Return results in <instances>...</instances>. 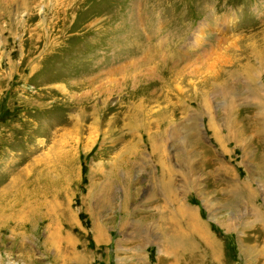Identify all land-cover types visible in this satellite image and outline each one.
Instances as JSON below:
<instances>
[{"label": "rangeland", "instance_id": "1", "mask_svg": "<svg viewBox=\"0 0 264 264\" xmlns=\"http://www.w3.org/2000/svg\"><path fill=\"white\" fill-rule=\"evenodd\" d=\"M262 39L264 0H0V264H264Z\"/></svg>", "mask_w": 264, "mask_h": 264}, {"label": "bare ground", "instance_id": "2", "mask_svg": "<svg viewBox=\"0 0 264 264\" xmlns=\"http://www.w3.org/2000/svg\"><path fill=\"white\" fill-rule=\"evenodd\" d=\"M262 43L264 44V39H262V42H261V43H258V45H257V53L259 54L260 57H264V56H263V55H264V46H259V44L262 45ZM261 59H262V58H261ZM248 69H249V68H248ZM255 81H256V80H255ZM181 208H182V207H181ZM176 209H177V208H176ZM187 215H188V214H187ZM190 215H191V214H190ZM188 216H189V215H188ZM191 216H192V215H191ZM191 216H190V217H191ZM190 217H189V218H190ZM203 230H205V229H203ZM203 232H204L205 236L207 237V240H209V236H207V233H205V231H203ZM179 235H180V234H179ZM186 238H187V237H186ZM176 239H177L176 236H175V237H174V235L171 236V239H170V245H169L171 248H175V247H177V244H178V247H179V243H178V242H179L180 240H179V238H178V240L175 241ZM183 240H184V239H183ZM207 240H206V241H207ZM209 242H210V241H209ZM184 243H185V242H184ZM168 244H169V243H168ZM210 244H211V242H210ZM189 245H191V244H189ZM181 246H182V245H181ZM181 246H180V247H181ZM185 246H186V245H185ZM185 246H184V247H185ZM210 247H211V246H210Z\"/></svg>", "mask_w": 264, "mask_h": 264}]
</instances>
